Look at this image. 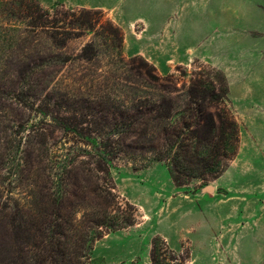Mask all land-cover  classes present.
Here are the masks:
<instances>
[{"label": "rangeland", "instance_id": "374dc122", "mask_svg": "<svg viewBox=\"0 0 264 264\" xmlns=\"http://www.w3.org/2000/svg\"><path fill=\"white\" fill-rule=\"evenodd\" d=\"M4 2L12 7V0ZM14 5L19 8L20 3ZM82 9L57 4L47 9V25L33 30H25L16 16L0 15L1 23L20 27L25 40L13 56L0 44V57L7 61L0 67V192L4 199L11 197L10 207L14 201L23 209L30 207L32 179L21 160L27 150L41 169L65 155L79 154V159L87 160L82 154L91 148L55 119L66 114L67 100L115 98L131 103L153 89L145 77L157 74L151 68L155 64L144 55L127 54L124 43L119 46L117 23L110 22L109 12ZM168 11V22L158 29L167 32L157 38L169 37L173 42L176 62L162 70L155 65L158 74L174 73L181 86L194 70L210 64L243 96L229 100L242 140L233 179L245 187H234L229 201L224 200L226 191L219 189L217 212L215 179L203 187L198 180L177 187L164 162L143 167L120 156L110 167L116 191L122 200L136 205L140 215L132 228L95 242L93 264H151V241L156 235L176 251L189 249L186 264H264V0H172ZM120 27L125 41L126 28ZM189 27L200 32H190ZM139 29L137 25L135 31ZM135 56L144 57L147 64L140 58L132 61ZM19 63L25 64L21 78ZM39 133L47 136V143L39 142ZM46 148L52 162L45 157ZM199 191L204 196L195 195Z\"/></svg>", "mask_w": 264, "mask_h": 264}, {"label": "trees", "instance_id": "16d2710c", "mask_svg": "<svg viewBox=\"0 0 264 264\" xmlns=\"http://www.w3.org/2000/svg\"><path fill=\"white\" fill-rule=\"evenodd\" d=\"M4 1L0 0V15L16 16L25 23V30L47 25L50 11L40 0H12V7ZM115 26V37L123 46L124 32ZM22 43L20 27L0 22V44L9 48L10 56ZM22 56L30 59L25 51ZM138 58L147 64L141 56L131 60ZM6 63L0 57V67ZM151 68L157 74L145 78L152 91H144L131 103L75 98L65 103V115L55 117L63 129L80 135L74 137L78 142L91 148L82 154L87 160L79 159V154L65 155L63 160L59 156L55 164L42 167L41 175L35 159L30 160V151L25 152L21 160L32 179L30 207L23 209L15 201L10 207L11 197L4 199L0 192V264H93L95 242L135 225L140 215L138 207L122 200L116 191L110 167L120 156L139 161L143 167L164 162L177 187H187L194 180L203 187L228 169L239 153L241 137L225 74L205 64L179 86L174 73L163 76L155 65ZM24 71L25 64L19 63L20 78ZM85 123L93 128L85 129ZM39 136L40 143H47L46 135ZM50 156L46 148L45 157L52 162ZM38 177L44 178L38 181ZM150 259L151 264H186L190 251H176L156 235Z\"/></svg>", "mask_w": 264, "mask_h": 264}, {"label": "crops", "instance_id": "0c3cea01", "mask_svg": "<svg viewBox=\"0 0 264 264\" xmlns=\"http://www.w3.org/2000/svg\"><path fill=\"white\" fill-rule=\"evenodd\" d=\"M41 5L44 8H52L57 4H61L67 8H88V9H100L108 11L112 20L119 26L126 28L124 48L127 54H140L149 58L159 69L169 68L175 60L173 57L172 47L173 42L168 40L169 37L158 40L157 36L163 37L167 32L158 30L166 25L168 10L172 3V0H40ZM140 25V29L135 31L136 26ZM189 31L193 33H199L200 29H191ZM163 34V35H162ZM168 35V33H167ZM165 36V35H164ZM136 38V44L133 43V39ZM131 45H137V48L132 49ZM162 47V50L157 47ZM171 54V55H170ZM183 63L182 60H180ZM230 91L229 96L232 99L243 98L239 96L238 90L234 87L233 83L229 84ZM249 90V89H248ZM250 92L246 93V97ZM252 137H254L252 135ZM242 150V140L239 152ZM236 158L231 162L228 169L217 179L215 184L217 185V212L219 202V189H223L227 194H224V200L229 201L232 198V192L234 187L244 188L245 184L242 182H234V174L232 172ZM232 172V173H231ZM232 174V175H231ZM177 188V187H176ZM178 189V188H177ZM179 190V189H178ZM243 193V191H241ZM195 195H202L199 191ZM180 194L174 196L171 200L170 207L176 205L174 202L178 200ZM175 200V201H174ZM170 202V201H169ZM227 205V204H226ZM132 228L129 227L127 229ZM126 230V229H123Z\"/></svg>", "mask_w": 264, "mask_h": 264}]
</instances>
